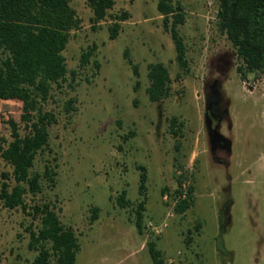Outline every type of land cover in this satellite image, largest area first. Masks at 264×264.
Masks as SVG:
<instances>
[{"label": "rangeland", "instance_id": "1", "mask_svg": "<svg viewBox=\"0 0 264 264\" xmlns=\"http://www.w3.org/2000/svg\"><path fill=\"white\" fill-rule=\"evenodd\" d=\"M114 2L95 29L87 1L70 2L81 22L64 50L67 81L53 85L46 104L57 116L49 128L50 152L37 155L34 164L38 172L45 162L56 165L55 185L42 180L34 199L55 202L62 224L75 230V264H152L150 239L164 264H264V76L248 73L242 80L237 73L241 62L218 28L217 0H173L185 13L179 33L186 70L176 61L157 0ZM122 11L129 17L110 39L111 17ZM93 43L95 54L81 67V54ZM157 62L169 70L171 94L152 102L145 90L147 66ZM71 71L74 88L68 85ZM69 98L75 110L67 114ZM20 114L19 101L0 100V137L11 139L9 120L23 134ZM172 117L182 122L177 135L170 130ZM139 167L145 169L144 195L138 192ZM0 171H11L2 159ZM181 173L193 188V203L177 214L175 176ZM122 190L132 203L125 208L116 203ZM32 198L27 195L26 202ZM142 199L140 234L133 207ZM93 207L99 210L91 221ZM30 222L20 208L0 204L1 264L30 263L36 254L27 246Z\"/></svg>", "mask_w": 264, "mask_h": 264}, {"label": "trees", "instance_id": "2", "mask_svg": "<svg viewBox=\"0 0 264 264\" xmlns=\"http://www.w3.org/2000/svg\"><path fill=\"white\" fill-rule=\"evenodd\" d=\"M92 11V26L104 20L113 8L114 0H86ZM216 12L219 30L226 35L235 51L236 71L242 80L248 73L264 76V0H217ZM71 0H0V100H17L21 103L19 123L9 120L11 139L0 137V159L6 162L11 171H0V204L7 209L20 208L31 218L26 226L28 249L36 254L29 264H75L80 243L75 230L62 224L57 205L53 201L34 198L43 191L42 180L50 187L55 185L56 165L45 162L44 170L34 169L37 155L50 152L49 128L57 123V116L46 108L52 96L53 85L61 87L67 81V66L64 50L69 42L71 31L79 28L81 19L70 5ZM156 9L162 16L163 28L169 31L174 43L176 61L182 70L187 69L186 47L179 33V25L185 21V13L180 3L173 0H157ZM129 17L127 11L113 15L108 27L109 38L115 39L121 29V22ZM97 45L93 43L82 54L80 66L88 64L94 56ZM124 57L138 75L137 66L129 57ZM94 66L100 64L94 60ZM76 72L71 71L69 86L74 88ZM149 84L146 93L152 102H160L171 94V78L168 68L160 62L147 66ZM74 98L64 104L69 114L75 110ZM170 130L174 135L180 132L182 122L177 117L169 119ZM130 134H133L132 132ZM139 194L144 195L146 175L144 167H139ZM175 176V175H174ZM183 173L175 176L176 194H180ZM192 186H187L185 198H179L173 207L177 214H183L192 203ZM30 195L32 204L26 202ZM121 208L132 205L122 190L116 197ZM228 204V203H227ZM59 209V208H58ZM98 207L91 209L90 220L98 217ZM145 199L134 207V224L142 233ZM36 221V223H34ZM200 224L196 223L195 231ZM224 230V227H223ZM192 241L188 234L187 244ZM146 246L152 264H164L162 252L156 241L150 239ZM219 251H221L219 249ZM2 257L0 254V264Z\"/></svg>", "mask_w": 264, "mask_h": 264}, {"label": "built area", "instance_id": "3", "mask_svg": "<svg viewBox=\"0 0 264 264\" xmlns=\"http://www.w3.org/2000/svg\"><path fill=\"white\" fill-rule=\"evenodd\" d=\"M187 193V181L183 180L181 183V188H180V194H174V203L179 199V198H185ZM165 198V197H164Z\"/></svg>", "mask_w": 264, "mask_h": 264}]
</instances>
